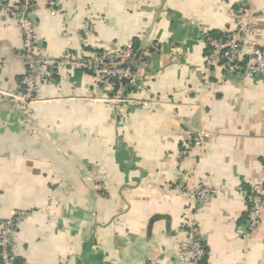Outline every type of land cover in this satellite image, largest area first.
Listing matches in <instances>:
<instances>
[{
	"label": "crops",
	"instance_id": "obj_1",
	"mask_svg": "<svg viewBox=\"0 0 264 264\" xmlns=\"http://www.w3.org/2000/svg\"><path fill=\"white\" fill-rule=\"evenodd\" d=\"M7 1L16 0H0V92L15 93L23 35ZM242 3L258 14L250 36L264 47V0H63L66 16L37 11L41 56L129 42L150 55L128 103L69 70L41 84L30 113L0 100V217L25 213L20 262L178 264L195 220L200 264H264V207L241 235L248 191L264 187V77L207 64L206 35L226 30ZM203 182L216 193L194 208L187 188Z\"/></svg>",
	"mask_w": 264,
	"mask_h": 264
},
{
	"label": "built area",
	"instance_id": "obj_2",
	"mask_svg": "<svg viewBox=\"0 0 264 264\" xmlns=\"http://www.w3.org/2000/svg\"><path fill=\"white\" fill-rule=\"evenodd\" d=\"M45 5L52 13L66 16L63 0H16L3 3L4 11L16 16L23 35L19 55L24 62L25 73L18 92H0V100L14 103L30 113L41 84L52 82L63 70H69L90 74L99 84L113 92L116 102H131L129 94L136 88V82L142 78L146 67H149L150 51L138 49L133 42H129L116 49L107 48L91 55L77 56L67 50L61 57L41 56L37 51L36 14ZM257 22L258 14H250V7L244 3L240 4L226 30L217 36L206 35L208 66L221 65L225 74L230 77L263 78L264 47L250 36ZM87 28L90 26L87 25ZM187 190L194 199V208L199 202L216 193L213 187L204 182L196 187H188ZM248 201L247 219L241 230L244 238L248 237L263 219L264 187L261 184L251 186ZM24 216L22 210L16 209L10 217H0L1 264H26L20 262L16 251V233ZM205 255L200 225L192 220L189 223V238L180 244L178 264H200Z\"/></svg>",
	"mask_w": 264,
	"mask_h": 264
}]
</instances>
